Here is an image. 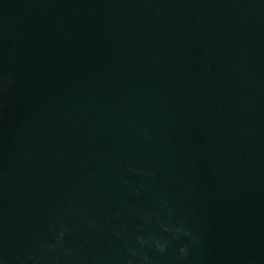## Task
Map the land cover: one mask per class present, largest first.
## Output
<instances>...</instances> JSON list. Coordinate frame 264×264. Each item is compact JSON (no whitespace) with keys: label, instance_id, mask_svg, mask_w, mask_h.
I'll return each instance as SVG.
<instances>
[{"label":"water","instance_id":"1","mask_svg":"<svg viewBox=\"0 0 264 264\" xmlns=\"http://www.w3.org/2000/svg\"><path fill=\"white\" fill-rule=\"evenodd\" d=\"M0 264H264V0H0Z\"/></svg>","mask_w":264,"mask_h":264},{"label":"clouds","instance_id":"2","mask_svg":"<svg viewBox=\"0 0 264 264\" xmlns=\"http://www.w3.org/2000/svg\"><path fill=\"white\" fill-rule=\"evenodd\" d=\"M184 234H185V235H188L187 231H185ZM179 252H180L181 255H185V254L187 253V248L182 246V247L179 249Z\"/></svg>","mask_w":264,"mask_h":264}]
</instances>
